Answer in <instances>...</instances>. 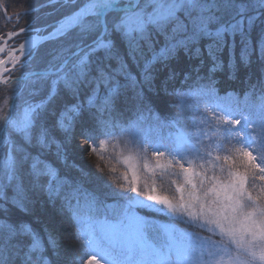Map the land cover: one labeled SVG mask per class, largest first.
<instances>
[{"label": "snow or ice", "instance_id": "1", "mask_svg": "<svg viewBox=\"0 0 264 264\" xmlns=\"http://www.w3.org/2000/svg\"><path fill=\"white\" fill-rule=\"evenodd\" d=\"M51 2L68 6L79 0ZM222 8L235 9L231 19L223 23L222 17L216 14ZM31 11L24 15H30ZM261 15H264V0L251 3L239 0H217L216 3L210 0H84L46 35H39V30L29 24V47L19 65L21 68L29 67L40 42L55 40L61 47L52 55L47 69L32 73L40 83H51L44 99L25 102L22 118L0 115V212H7L8 203L27 211L29 188L46 191L50 201L60 200L62 208L75 219L78 238H82L93 254L92 260L99 256L105 264H264V95L255 104H249L246 95L243 109L232 102L214 103L212 112L216 115L212 120L206 108L204 121L210 125L212 133L207 139L203 126L194 122V131L190 135L182 133L171 148L147 141L156 157L154 165L147 162L148 149L141 146L138 155L153 176L157 169L163 176L179 165L189 191L186 199L185 187L176 186L180 194L178 203L158 194L155 187L147 184L141 187L133 171L131 183L126 177L120 190L112 192L117 198L115 207L120 210L117 213L112 204L101 201L94 192L84 188L86 173L82 169H78L81 179L71 180L67 175L61 176L60 170L46 159L55 149L56 158L67 166L65 147L74 134L76 114L85 104L97 107L94 98L98 97L100 86H107L114 79L105 66H98L96 75L90 77L91 57L102 52L101 61L114 60L118 71L123 72L127 65L117 42L132 59L137 54L151 53L147 62L150 65L167 61L181 49L191 54L193 46H197L198 53L199 41L207 38L212 41L206 46L208 55L215 61L216 53L226 44L225 34L233 37V43L239 34L241 55L247 62L254 51L249 29ZM214 24L219 25L215 30L211 28ZM157 45H160L158 49ZM19 51L25 53V46L21 45ZM2 54L5 48L0 41ZM7 56L8 60L0 59V72L11 75L16 61L12 59L11 50ZM259 57L264 60V36L259 41ZM9 61L13 69L5 71ZM59 85H63L75 103L57 113L54 105ZM82 88H90L83 102L79 99ZM114 91L109 88L108 96ZM202 91L215 95L211 85L202 86ZM49 105H53L51 111ZM107 105L106 98L104 107ZM98 111L102 112L103 108ZM97 123L103 135L113 134L108 121L100 119ZM85 135L90 140L96 138L92 132ZM229 144L231 148L227 147ZM89 150L95 151V146H90ZM165 152L168 162L161 163ZM237 157L243 162L244 171L235 168ZM8 189L13 192L11 197L7 195ZM137 209L202 220L200 226L220 239L189 236L184 241L171 229H165L167 241H160L157 235L159 243H153L145 234V227L150 226L151 221L141 217ZM18 236L31 239L22 254L21 249L11 243ZM45 239L52 249L51 256L47 254ZM10 249H15L12 254L20 257L22 264H54L58 257V243L50 233L41 237L27 223L14 225L3 220L0 221V264H8Z\"/></svg>", "mask_w": 264, "mask_h": 264}, {"label": "trees", "instance_id": "2", "mask_svg": "<svg viewBox=\"0 0 264 264\" xmlns=\"http://www.w3.org/2000/svg\"><path fill=\"white\" fill-rule=\"evenodd\" d=\"M0 1L9 13H18L22 10L40 7L39 5L46 0ZM210 2L216 3L217 0H210ZM239 2L251 3L252 0H239ZM50 7L52 6H46L39 13H32L36 14L35 16L32 14L24 15L20 27H29L31 22V26L34 27L49 24L50 22L45 23L40 15L47 12ZM234 12L235 9L222 8L216 14L222 17L221 23H223L230 20ZM248 15L255 14L248 13ZM58 19L59 17L54 18L55 21ZM217 27H219L218 24L211 25L213 30ZM12 31V28L3 18L0 8V39L7 37ZM249 32L250 44L254 51L247 57V62L241 55L242 45L239 34L234 37V43L233 37L225 34L226 44L221 51L216 53L215 61L208 55L206 46L211 44L212 41L207 38L199 41L198 53L195 51L197 46H193L191 54H186L181 49L167 61L154 62L150 65H147V62L151 58V53L137 54L136 58L132 59L127 55L125 47L117 42L127 65L126 71L123 72L118 71L119 66L116 61H101L103 53H97L95 60L102 64L99 66H105L106 71L113 74L114 79L107 86H100L99 95L94 98V103L97 105L106 98L110 100L115 97L117 104L114 108L108 107L102 114H99L96 107H89L85 104L83 110L75 116L76 128L74 131L90 146H95V151L88 149L89 155L81 161L71 153V145L66 144L67 166L56 158L54 155L55 149L47 155L46 159L60 170L61 176L67 175L71 180L81 179V172L78 169H82L86 173L84 188L94 192L101 201L112 204L118 213L120 210L115 207L117 198L112 195V192L120 190V185L125 184L126 177L129 183L132 181L131 174L121 161L125 152L138 155L137 153L141 151L142 146L148 149L147 162L154 161L156 157H152V146L147 141L155 143L158 139L164 140L165 137H170L177 130H182L186 135H190L194 131V122L203 126L206 132L204 138L207 139L208 135L212 133L210 125L204 121L203 114L206 108L208 109V118L212 120L216 115L212 112L214 103L226 104L232 102L234 106L243 109L246 95L249 104L257 103L258 98L264 95V60L259 57V41L264 36V15L258 16ZM161 43H163L162 40ZM159 46L157 45V49ZM109 64L111 67H106ZM97 67L95 64L90 67V77L96 75ZM86 71L89 70L86 69ZM31 82H34V84L38 82L37 77L34 76ZM207 85H211L214 89V96L206 95L202 91V86ZM25 86L26 84L19 83L11 89H0V115L9 116L12 114L10 103L12 99L16 101L14 96L20 98L21 94H13L11 90L14 89L23 93ZM109 88L115 89L110 97L108 96ZM58 89L59 96L66 91L63 85H59ZM89 93L90 88H82L80 101H85ZM27 94L22 95L20 103L22 107L23 105L26 106L25 102H39L38 99L40 98L26 97ZM41 94H43L42 89ZM159 96H161L160 101L157 98ZM42 98L44 99V97ZM70 99L72 102L69 104L75 103L71 96ZM157 102L160 104L158 105ZM6 103L7 106H5ZM98 115L102 120L109 118L120 120L122 127L111 139L100 134V126L96 123L95 118ZM86 132H92L96 138L88 139L85 135ZM57 135L60 138V134ZM165 142L168 141L165 140ZM227 147L231 148L232 145L229 144ZM224 154L227 153H221V155ZM164 157L168 160L167 155ZM140 162L142 166L145 163L141 156ZM235 168L244 171L243 162L238 157L235 158ZM140 173L139 182L141 187L147 184L155 187L158 194L168 196L174 203L178 200L179 193L175 189L177 185L182 186V177L180 176L182 172L179 165H175L168 174L163 176L160 172L155 173L153 176L144 166L141 168ZM217 175H219L218 172ZM25 183L27 184V181ZM249 190H252L251 185H249ZM7 195L9 197L13 195L11 189L7 190ZM253 195H256L255 191ZM61 203L60 200L50 201L46 191L29 188L28 201H26L27 211H22L20 208L8 203L7 212H0V221L7 220L14 225L27 223L41 237H45L46 230L52 224L58 223L57 219L61 220L65 224L64 230L72 235L74 246L71 250L65 251L64 256L61 255L55 258L54 264H86L87 254L90 250L87 249L82 238H78V225L71 213L62 208ZM137 212L141 216L159 218L175 228L187 230L186 232L194 230L189 226V223L178 218L157 215L148 209H137ZM53 227L57 228V226ZM196 232L208 236L207 231L202 228ZM11 243L17 245L22 254L31 243V239L28 236H18ZM45 246L47 254L51 256L52 249L48 247L46 241ZM13 252H15V249H10L8 252L10 257L8 264H22L21 258L13 255Z\"/></svg>", "mask_w": 264, "mask_h": 264}, {"label": "rangeland", "instance_id": "3", "mask_svg": "<svg viewBox=\"0 0 264 264\" xmlns=\"http://www.w3.org/2000/svg\"><path fill=\"white\" fill-rule=\"evenodd\" d=\"M48 3H51V0H46L43 3H41V5H39L41 8H39V10L37 12H31V14L32 13H39V11H42L43 8H46V5H48ZM83 3H84V0H79V3H77V4L68 5V6H62L60 3H54L53 2L52 3V7H50L48 10L45 9V10H47V12H43L40 15V18H43L45 23L47 21H49L50 23L47 22L49 24H46V25L42 26V28L36 27V26L35 27L32 26V27L34 29H36V30H39L38 31L39 35H43V34L47 33L48 31H51L52 30V26H54L58 21H60L62 19V17L70 14L76 8L80 7ZM19 12H21V11H19ZM32 15L35 16L36 14H32ZM58 17H59V19L55 21L54 18H58ZM45 18H47V19H45ZM17 19H18V21L15 24L18 25V26L15 25L16 27H14V28H16L15 30H19V31L16 34H14L13 36L9 37V39L7 38L5 40H1V41H3V47L5 48V54L0 55V59L5 58L7 53L11 49H14L15 47L19 46L28 37V32H27L28 26L20 27V25L22 24L21 20L23 18L18 17ZM9 24H11V22ZM31 24H32V22H31ZM21 29H24V31L22 32ZM60 47H61V45L57 41H54V42L52 41L51 43H47V44L43 45L42 47H40V49L38 50L37 55L32 60V62L29 65V67L28 68H21V70H15L14 74L10 77V79H15V80H13V83L10 80V82H8L9 83L8 85H5V86L1 87L2 89H9L11 86L13 87L15 84H19V83L26 84L25 90L22 91L23 93H20L19 91H16L14 89L11 90L13 94H15V93L16 94H21L20 98H17L16 96H14V99L16 101H13V99H12V101L10 103V110L12 112V114H11L12 116H15L18 119L22 118L25 106L23 105V107H22L20 105V103H21L22 95L24 93L25 94L29 93V94H27L26 97L33 96V98L34 97L40 98V99H38L39 101H41L43 99L42 97H45V95L47 94L49 88L51 87L50 81H48L47 83L46 82L45 83H40L38 81V82H36L34 84V82H31V80L33 78L32 79H27L26 77L28 76L29 72H32L31 69H33V67L36 68V73L43 72L45 69H47L48 68V62L51 60L52 55ZM96 56H97V54L90 58L91 59V66L90 67H92L93 64H95V66L102 65V64H100L99 62H97L95 60ZM23 60H24V58L22 59V61ZM33 62H35V63H37L39 65L34 66L32 64ZM25 73H26V75H25ZM21 77H23L22 80L20 79ZM7 86H10V87H7ZM38 89H39V91H38ZM41 89L43 90V94H41ZM118 90H119V88H118ZM66 93H67V91H64L62 93V95L58 96L57 99H56L54 107H55L57 113L60 111V109H62L63 107L68 105L70 102H72V100L70 99L69 93L68 94H66ZM157 98H159V101H160L161 96H159ZM114 99H115V97H114ZM114 99L108 100V105L105 108L103 106L105 101L101 102L100 104L97 105L96 109L98 110V108H103L105 110L108 107L114 108L115 105L117 104L116 103L117 100L116 99L114 100ZM157 104L159 105L160 103L157 102ZM7 105L8 104L6 103L5 106H7ZM52 107H53V105H49V111H51ZM99 113H101V112H99ZM95 118H96V123H97L98 120L102 119V118H100L99 115L96 116ZM106 121L109 122L108 123V127L112 130L113 134L111 136H107V135H104V136L111 139V137H114L116 131H118V129L120 127V120L119 119L113 120L112 118H109ZM48 122L50 124L52 123L51 118H50V120L48 119ZM182 133L185 134V132H183L182 130H177L176 132H173V134L170 137L167 136V137H165L164 140H162V139L159 140L158 139L156 142H159V143L163 142L164 145H166L169 148H171L177 143V138ZM165 140L168 141V142H165ZM67 145L68 146L71 145L70 146L71 147V153H73V155L77 159H79L81 161L85 157H87L89 155L87 150L90 148V145L86 141H84L79 135H77L75 133L68 140ZM151 150L153 152L152 148H151ZM166 155H167V152H165L164 156H166ZM164 156L160 158V162L161 163H167L168 162V160H166ZM152 157H155V156L152 155ZM121 161L125 164L129 174H131V176H132L133 171H134L136 173V176H137L138 180H139V177L141 175V173H140L141 172V168L144 166V165L142 166V164L140 162V156L136 155V154H132L130 152H128V153L125 152V154L122 156ZM155 161H156V158H155L154 161H151V162H148V163L149 164L151 163L152 165H154ZM148 172L151 173L150 171H148ZM157 172H160V171L157 169L155 173H157ZM180 176L182 177L181 183H182V186L185 187V198L187 199L188 198L189 189L184 183V178H183V174L182 173L180 174ZM178 202H179V198H178V200L175 203H178ZM56 214H57V217H58L59 215H58L57 211H56ZM156 214L157 215H161V216L166 215V214H160V213H156ZM141 217L145 218L146 220L151 221V225L145 227V234H146L147 238L153 243H159V241L156 240V238H155L157 235L159 236L160 241H167V234H166L165 229H171L173 231V234L175 236H177L178 239L182 238L184 241H187L189 236H192V237H197L198 236V237H206V238L210 237V238H212L214 240H219L220 239V237L218 235L213 236L212 233L210 232V230L200 226L201 223H202V220H194V219L189 218L187 216L174 217V218H178L181 221H185V222L189 223V226L192 229L196 230V231H199V229H201V228L206 230L207 233H208V236H201V235L197 234V232L194 231V230H190V231L188 230V232H186L187 230L184 229L185 231L183 232L182 230H179L177 228L174 229L166 221H162V220H160L159 218H156V217H153V218L150 217V216L145 217L143 215ZM57 222L58 223H55V225L52 224L51 227L46 230V232L50 233L55 238V240L57 241L58 249H59L58 250L59 251L58 256L60 257L61 255L64 256L65 251L71 250V248H72V246H74V244L72 242V235H70L69 233H67L66 230H64V228H65L64 227L65 226L64 222H61V220H59V219H57ZM53 226H57V228H54ZM73 238H74V235H73ZM45 241H46V244H47V239ZM87 255H88V257L86 258V261H87L86 264H89L90 260H91V264H97V261H99V264H105V261L99 256H96V259L92 260V255L93 254L91 253V251Z\"/></svg>", "mask_w": 264, "mask_h": 264}, {"label": "bare ground", "instance_id": "4", "mask_svg": "<svg viewBox=\"0 0 264 264\" xmlns=\"http://www.w3.org/2000/svg\"><path fill=\"white\" fill-rule=\"evenodd\" d=\"M28 41V40H27ZM41 43V42H40ZM39 43V44H40ZM38 44V45H39ZM28 47H29V42H27V44L25 45V53H22L23 55H25L26 54V52H27V50H28ZM14 61H17V60H14ZM13 66V64L12 63H10V65H8L7 64V66H6V68H5V71H8V70H11V67ZM10 67V68H9ZM5 74H3L2 72H0V82H4L5 81V76H4Z\"/></svg>", "mask_w": 264, "mask_h": 264}, {"label": "water", "instance_id": "5", "mask_svg": "<svg viewBox=\"0 0 264 264\" xmlns=\"http://www.w3.org/2000/svg\"><path fill=\"white\" fill-rule=\"evenodd\" d=\"M18 51V49L17 50H15V52H17Z\"/></svg>", "mask_w": 264, "mask_h": 264}]
</instances>
